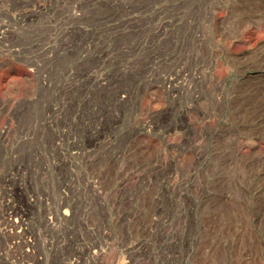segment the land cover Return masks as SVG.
I'll use <instances>...</instances> for the list:
<instances>
[{"label": "rangeland", "instance_id": "374dc122", "mask_svg": "<svg viewBox=\"0 0 264 264\" xmlns=\"http://www.w3.org/2000/svg\"><path fill=\"white\" fill-rule=\"evenodd\" d=\"M238 14L0 0V264H247L264 247V24Z\"/></svg>", "mask_w": 264, "mask_h": 264}, {"label": "crops", "instance_id": "0c3cea01", "mask_svg": "<svg viewBox=\"0 0 264 264\" xmlns=\"http://www.w3.org/2000/svg\"><path fill=\"white\" fill-rule=\"evenodd\" d=\"M238 3L239 23L246 22V19L254 18L255 10H260L261 23L264 24V0H233ZM215 3V2H214ZM213 3V4H214ZM244 19V20H243ZM252 23V21H249ZM247 264H264V247H259L258 251L244 254ZM234 264V263H233Z\"/></svg>", "mask_w": 264, "mask_h": 264}]
</instances>
